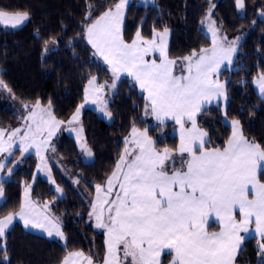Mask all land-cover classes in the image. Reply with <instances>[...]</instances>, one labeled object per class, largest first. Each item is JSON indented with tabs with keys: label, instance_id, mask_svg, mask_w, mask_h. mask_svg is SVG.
Returning <instances> with one entry per match:
<instances>
[{
	"label": "trees",
	"instance_id": "1",
	"mask_svg": "<svg viewBox=\"0 0 264 264\" xmlns=\"http://www.w3.org/2000/svg\"><path fill=\"white\" fill-rule=\"evenodd\" d=\"M119 0H0V10L28 12L30 19L21 27L0 26V76L21 103L48 105L54 116L66 124L77 107L84 103L85 88L97 77L106 94L110 122L95 110L84 107L79 125L83 129L92 158L86 160L76 138L61 129L51 141L70 173L84 187L80 194L64 173L53 165L56 183L63 189L59 195L53 184L36 173L40 158L15 148L7 153L4 176V201L0 217L18 212L25 185L31 183L30 196L38 203H48L49 211L60 218L66 240L45 237L26 230L15 222L0 239V264H60L68 252L85 251L95 262H102L106 248L105 231L91 221V199L95 185L105 184L124 153L125 140L133 125L146 127L157 150L168 148L173 155L166 163L189 159L178 152L177 123L154 122L145 115L146 94L129 76L119 75L114 82L110 67L95 53L86 38L91 24ZM216 22L219 34L227 40L241 37L233 67H224L219 78L225 85L226 100L210 105L198 115L197 124L208 133L206 149L226 145L232 133L231 121L240 122L244 135L264 147V96L253 84V78L264 73V0H244L240 11L236 0H155V6L129 3L124 24V38L131 42L137 31L151 39L153 30L171 31L168 56L182 60L193 50L211 47V37L204 29L207 14ZM89 13L91 15L89 16ZM86 17H88L86 19ZM55 38L56 48L45 53L46 42ZM183 66L177 67L181 72ZM113 80V82H112ZM19 122L17 113L0 94V128ZM11 168V173L8 169ZM170 171V170H169ZM264 181V174L260 176ZM215 226H211V229ZM263 240L251 236L243 241L236 264H260L258 244ZM173 253L166 252L162 264H169Z\"/></svg>",
	"mask_w": 264,
	"mask_h": 264
},
{
	"label": "snow or ice",
	"instance_id": "2",
	"mask_svg": "<svg viewBox=\"0 0 264 264\" xmlns=\"http://www.w3.org/2000/svg\"><path fill=\"white\" fill-rule=\"evenodd\" d=\"M128 3L129 0H119L114 8H108L88 24L87 40L110 65L114 78L126 73L147 93L145 115L151 113L157 120L170 116L180 125L178 152L187 153L189 159L181 161L180 168L174 166L175 161L166 163L173 155L172 150H157L148 129L133 125L130 137L125 140V144H132L133 148L125 147L105 185H95V203L89 213L90 218L95 217L96 227L107 232L104 264H121V251L125 260L131 258V264H160L161 252L165 250L175 253L171 264H233L242 242L252 231L264 239V181L260 178L264 174V147L245 137L240 122L233 120L225 147L206 149L205 143L210 141L205 139L208 134L197 127L196 114L203 105L221 96L226 98L225 85L213 77L219 76L222 66L231 64L239 37L228 41L226 36H219L220 29L211 20L209 9L211 47L201 48L199 52L193 50L183 57L182 74L174 75L177 61L169 59L167 54V27L163 31L153 30L151 39L137 31L130 43L125 41L122 24ZM149 3L155 6V0H143V6ZM236 5L243 9L244 0H236ZM29 19L26 11L0 10V23L13 28ZM51 42L55 44V38ZM156 53L159 63L156 59H146ZM95 80L96 77H92L89 84L93 85ZM255 83L264 93V74ZM104 87L115 88L116 85H100L94 91L102 93ZM0 90L14 95L2 79ZM89 102L96 103V100L90 101L86 90L84 104L77 107L67 122L69 126L80 120L81 109ZM100 103L101 111L111 117L106 102ZM22 106L31 110L23 118L26 131L19 137L20 143L25 152L34 147L43 163V153L64 121L53 115L51 100L47 107H42L40 100ZM185 119L191 123L190 128L185 129ZM71 130L76 131L78 140L82 139V127ZM5 131L0 128V153L10 151L13 138L21 129L8 133L7 147L3 139ZM79 146L92 156L86 143ZM51 150L55 152L54 147ZM4 169L5 163L0 161V171ZM11 171L9 168L8 172ZM116 187L119 191L110 199ZM30 188V185L25 187V199L18 212L0 217V239L14 220L20 219L26 228L66 240L60 218L49 211L48 203L43 205L44 211L36 212L29 199ZM3 197L4 188L0 184V200ZM237 211L241 216L239 220L235 215ZM212 216L221 222L220 231L207 230L206 224ZM252 224L255 228L250 231ZM258 249L260 264H264V242L258 244ZM79 258L93 264L92 258L82 251L68 252L60 264H76Z\"/></svg>",
	"mask_w": 264,
	"mask_h": 264
},
{
	"label": "rangeland",
	"instance_id": "3",
	"mask_svg": "<svg viewBox=\"0 0 264 264\" xmlns=\"http://www.w3.org/2000/svg\"><path fill=\"white\" fill-rule=\"evenodd\" d=\"M133 1H135V2H137V3H139V4H143V0H129V3H131V2H133ZM149 4H151V3H149ZM239 10L241 11L242 9H240L239 8ZM211 20H213L214 21V19L212 18V16H211ZM217 27V26H216ZM204 29H205V31H206V33L211 37V33L208 31V20H207V17L205 18V20H204ZM218 35L219 36H221L219 33H218ZM222 37V36H221ZM237 38V37H236ZM236 38H234V39H231V40H228V41H232V40H236ZM170 39H171V31L169 30V33H168V36H167V43L169 44L170 43ZM52 41V40H51ZM48 42L47 43V45L45 46V48L47 47V51H45V53H47V52H50L51 50H53L54 48H56L57 47V45H58V42H57V40L55 39V41H56V43L55 44H53L52 42ZM240 41H241V37L239 36V40H238V42H237V45H236V49L238 50V47H239V44H240ZM168 44H167V47H168ZM228 45L227 44H225V47H227ZM237 50H236V52L233 54V56H232V62H231V64H227L226 66H224V67H233L234 66V60H235V57H236V54H237ZM111 69V68H110ZM261 74H264V73H260V74H258V75H256L254 78H253V84L256 86V88L258 89V92L262 95V96H264V93H262L261 91H260V88H259V85L258 84H256L255 83V81L261 76ZM97 78V77H96ZM0 79H2L1 78V76H0ZM116 81V78H114V82ZM112 82H113V80H112ZM111 91H113V88H110L109 89V92H111ZM108 92L103 88V90H102V93H100V102L101 101H105L106 100V94H107ZM0 94L5 98V102L17 113V116L19 117V122H18V124H16V126H14V127H8V128H5V134L7 135V137H8V133H10L11 132V130H13V129H16V128H20L21 129V132L17 135V137H14L13 138V144H12V147H11V150L8 152L9 154L11 153V151L13 150V149H15V148H19L22 152H24V153H29V152H25V151H23V145L20 143V139H19V137L20 136H22L23 135V133H24V131H26V127H25V122H24V117H26L27 115H28V112L31 110V109H25V108H23V104L24 103H21L20 101H18V99L15 97V95H12V94H10V93H8L7 91H5V90H0ZM225 100H226V98H224ZM85 101V100H84ZM31 104H35V103H31ZM42 107H47V105H41ZM85 107V106H84ZM52 113H53V111H52ZM54 115V114H53ZM74 123H76V122H74ZM77 127V126H76ZM76 127H72V129H75ZM79 128V127H78ZM137 128H139V129H141V130H143V129H145L146 127H137ZM69 131V133H71V134H73V136L76 138V140H77V142H78V144L80 145V143H86V140H85V136L84 137H82V139H80V140H78L77 139V133H76V131H72V130H68ZM56 135V134H55ZM55 135H54V137H55ZM148 135L151 137V135H150V133H149V131H148ZM82 136V135H81ZM53 137V138H54ZM129 137H130V135H129ZM128 137V138H129ZM246 137V136H245ZM52 138V139H53ZM52 139H51V141H52ZM51 141H50V146H51V148H50V150L48 151V154H47V157H45V161L42 163L41 161H40V163H39V165H40V168L38 169L37 168V171H36V173H37V175L38 174H40V175H42L44 178H46V179H48L52 184H53V186L55 187V189H56V191H57V188H59L60 189V191H57L58 193H59V195H62L63 194V189H62V187L61 186H59V184L58 183H56V181H55V178H54V175H53V165L56 167V168H58L62 173H64L65 174V176L68 178V179H70L71 180V182L74 184V186H75V188L77 189V191L80 193V194H82V195H84V192H83V189H84V187L80 184V182L78 181V179H76L70 172V169L66 166V164H65V162H64V160L59 156V154L57 153V151H56V149H55V152H53L51 149H52V147H54L53 145H51ZM86 145H87V143H86ZM88 146V145H87ZM129 149H132L133 148V145L132 144H128V146H127ZM89 148V147H88ZM84 152V151H83ZM85 153V157H86V160H88V159H91L92 158V156H88L87 155V153L86 152H84ZM124 154V153H123ZM133 155H135L134 153H133ZM39 157V156H38ZM132 157L130 156L129 157V159H131ZM4 163H5V161H4ZM46 165V166H45ZM53 181H54V183H53ZM28 185H30L31 186V183H28V184H26L25 185V187L26 186H28ZM102 186L103 185H105V184H101ZM30 191H31V188H30ZM117 191H119V189H118V187H116V188H114V190H113V195L110 197V199H114V196H115V192H117ZM30 193V192H29ZM31 197V196H30ZM95 197H96V194H95V196H94V198H92L91 199V201H90V203H91V211H92V204L93 203H95ZM32 198V197H31ZM33 199V198H32ZM34 200V199H33ZM34 202L35 203H37V205L39 206V208L41 209V211H44V209H43V205L44 204H41V203H38V202H36L35 200H34ZM105 207H107V206H105ZM211 219V218H210ZM91 221H92V223L96 226V220H95V217L93 216V217H91ZM208 221H210V220H208ZM214 221H216V222H218V223H221L220 221H219V219L216 217L215 218V220ZM15 222H19V221H15ZM14 222V223H15ZM13 223V224H14ZM20 223V222H19ZM13 226V225H12ZM11 226V227H12ZM23 226V225H22ZM24 227V226H23ZM25 228V227H24ZM26 229V228H25ZM99 229H101V230H103V228H99ZM10 230V229H9ZM27 230V229H26ZM104 231V230H103ZM105 234H106V239H107V232H106V229H105ZM54 237H56V236H54ZM262 239V238H261ZM263 240V242H264V239H262ZM76 251H81V250H76ZM166 251H168V250H165V251H163V252H166ZM73 252H75V251H73ZM84 254H85V256H89V254L87 253V252H85V251H82ZM163 252H161V255H160V259H162V254H163ZM174 253V252H173ZM106 255H107V251H106V254H105V257H106ZM174 255H175V253H174ZM105 257H104V259H103V261L102 262H100L101 264H104V260H105ZM99 264V262H95V261H93V264ZM236 263V262H235ZM76 264H87V261L86 260H84L83 258H79V259H77L76 260ZM121 264H131V258L129 257L127 260H125L124 258H123V255H122V251H121Z\"/></svg>",
	"mask_w": 264,
	"mask_h": 264
},
{
	"label": "crops",
	"instance_id": "4",
	"mask_svg": "<svg viewBox=\"0 0 264 264\" xmlns=\"http://www.w3.org/2000/svg\"><path fill=\"white\" fill-rule=\"evenodd\" d=\"M128 5H129V3H128ZM128 5L126 6V9H125V14H124V19H123V24H122V34H123V37H124V24H125V19H126V13H127V8H128ZM112 8H114V7H112ZM26 22V21H25ZM24 22V23H25ZM24 23L23 24H21V25H19V26H17V27H21L22 25H24ZM0 26H7V25H5V24H3V23H0ZM8 27H11V26H8ZM87 38V37H86ZM125 39V38H124ZM147 39V38H146ZM88 41V40H87ZM126 41V40H125ZM127 42V41H126ZM130 43V42H129ZM90 44V43H89ZM168 44V43H167ZM91 45V44H90ZM91 47H92V45H91ZM93 48V47H92ZM168 48H169V44H168V47H167V54H168ZM93 50L95 51V53H96V50L93 48ZM97 54V53H96ZM103 61H104V59H103V57H101L99 54H97ZM169 57V56H168ZM146 59H156V61H157V63H159L160 62V57H159V54L158 53H156V54H150L148 57H146ZM169 59H171L170 57H169ZM173 60H175V59H173ZM177 61V63H176V65L173 67V74L174 75H181L182 73L181 72H177V67L179 66V65H182V60H176ZM106 64H107V62L106 61H104ZM108 65V64H107ZM109 67H110V65H108ZM183 66V65H182ZM111 68V67H110ZM224 68V66H222V68H221V70ZM221 72V71H220ZM183 74H187L186 73V71L183 73ZM118 75H126V76H129L130 78H132L130 75H128V74H126V73H120V74H118ZM214 79H219V81L221 82V83H223L221 80H220V78H219V76L218 77H213ZM92 79V78H91ZM90 79V80H91ZM133 79V78H132ZM89 80V81H90ZM89 81L87 82V85H86V88H85V92H86V90L88 91V95H89V99H90V101L91 100H96V103H91V102H89V103H87V104H85V107H88V108H91V109H93V110H95L105 121H107V122H110V117H108L107 116V114H106V112L105 111H101V103H100V93H97V92H95L94 91V89L95 88H98L101 84H100V82H99V80H98V78H96V80H95V83L93 84V85H90L89 84ZM137 83V82H136ZM138 84V83H137ZM138 86H139V84H138ZM256 87V86H255ZM257 89V88H256ZM142 90V89H141ZM144 91V90H143ZM257 91H258V89H257ZM144 93L146 94V96H147V93L144 91ZM224 98L225 97H223V96H221V97H219L218 99H215V100H213L211 103H208V104H205V105H203L202 107H201V110H203L204 108H206V107H208V106H210V105H213V104H216V103H218L219 101H221V100H224ZM85 100V99H84ZM104 102H106V104H108V101L107 100H105ZM84 104V103H83ZM201 110H200V112H201ZM200 112H198L197 114H196V123H197V118H198V115H199V113ZM81 116H82V109H81V115H80V119H81ZM150 116H151V119H152V121H154V122H166V121H172V122H175V123H177L172 117H164L163 118V120H157L156 118H155V116L154 115H152L151 113H150ZM59 120V119H58ZM79 122H80V120L78 121V122H76V123H73L71 126H69L68 125V123H66V124H62V125H60V127H59V129L56 131V133L55 134H57L61 129H64V131L66 132V133H68V134H71V133H69V131L68 130H71L72 129V127H76L75 129H79V128H81V126L79 125ZM79 127V128H78ZM184 127H185V129H187V128H190L191 127V123L187 120V119H185L184 120ZM197 127L199 128V129H201L202 131H204V132H206L203 128H201L198 124H197ZM240 127H241V125H240ZM242 129V128H241ZM6 133V132H5ZM207 133V132H206ZM176 134H177V136H178V141H179V143H178V149H179V145H180V125L177 123V128H176ZM208 134V133H207ZM244 134V133H243ZM71 135H73V134H71ZM82 137H84L83 135H84V133H83V131H82ZM245 136V135H244ZM54 137V136H53ZM52 137V138H53ZM38 139H39V137H37ZM51 138V139H52ZM3 139H4V141H5V147H7V140H8V137H7V135L5 134L4 135V137H3ZM206 140H208V135H207V137L205 138ZM51 141V140H50ZM13 144V143H12ZM206 144V143H205ZM126 146H128V145H126ZM50 148H51V146H50V143H49V148H48V150H46L44 153H43V155H44V157H47V154H48V151L50 150ZM11 150V149H10ZM9 151H5V152H3V153H0V161H1V157L3 158L7 153H8ZM27 152H29V153H32V154H35V155H37L36 154V151H35V148L33 147V148H29L28 149V151ZM135 154V153H134ZM187 154V153H186ZM197 154H199V152H197ZM38 156V155H37ZM40 158V157H39ZM41 161V160H40ZM4 179V176L1 174V171H0V184H1V182H2V180ZM25 192V191H24ZM250 198H251V193H250ZM24 199H25V196H24V193H23V195H22V203H23V201H24ZM29 199L34 203V205H35V210H36V212H42L41 211V209L39 208V206L37 205V203H35L34 202V200L30 197V194H29ZM4 201V197H3V199L2 200H0V204L2 203ZM21 203V204H22ZM235 215H236V218H237V220H239L240 218H241V216H240V213L237 211L236 213H235ZM211 218V219H210ZM209 218V220L210 221H208V223L206 224V228H207V230L208 231H210V232H213V231H220V229H221V227H222V224L221 223H218V222H216V221H214L215 220V216H212V217H210ZM15 221H19L23 226H24V223H23V221L22 220H20V219H16V220H14V222ZM13 222V223H14ZM13 225V224H12ZM11 225V226H12ZM215 226V228H212L211 229V226ZM11 226H10V228H11ZM25 227V226H24ZM9 228V229H10ZM26 228V227H25ZM255 228V225L254 224H252V225H250V231L252 230V229H254ZM8 229V230H9ZM27 230H29V231H32V232H34V233H37V234H39V235H42V236H45V237H49V236H47V234L45 233V232H43V231H41V230H36V229H32V228H26ZM7 230V231H8ZM104 231H105V229H103ZM6 231V232H7ZM241 235H245L243 232H241ZM251 236H258V237H260L259 236V234H257V233H255L254 231H252L251 232V235H248V236H246V238H248V237H251ZM54 237V236H53ZM49 238H51V237H49ZM245 238V239H246ZM261 238V237H260ZM244 239V240H245ZM242 244H243V242H242ZM241 244V245H242ZM239 251V250H238ZM166 252H169V251H166ZM166 252H163V254H162V257H163V255H164V253H166ZM173 253V252H172ZM238 253V252H237ZM236 256H237V254L235 255V258H234V260H233V264H236L235 262H236ZM173 257H174V253H173ZM173 257H172V260H173ZM172 260L170 261V263L169 264H171V262H172ZM161 261H162V259H160V264H162L161 263ZM98 264V263H97ZM99 264H101V263H99Z\"/></svg>",
	"mask_w": 264,
	"mask_h": 264
}]
</instances>
